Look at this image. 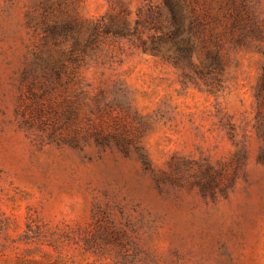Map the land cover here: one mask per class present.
<instances>
[{"label": "rangeland", "instance_id": "374dc122", "mask_svg": "<svg viewBox=\"0 0 264 264\" xmlns=\"http://www.w3.org/2000/svg\"><path fill=\"white\" fill-rule=\"evenodd\" d=\"M160 8L0 0V264H264V51L229 33L215 76L105 30Z\"/></svg>", "mask_w": 264, "mask_h": 264}, {"label": "trees", "instance_id": "16d2710c", "mask_svg": "<svg viewBox=\"0 0 264 264\" xmlns=\"http://www.w3.org/2000/svg\"><path fill=\"white\" fill-rule=\"evenodd\" d=\"M163 9L168 12L169 21L166 24L161 21L154 27L158 34L153 35L152 43L143 37L140 25L131 28L127 22L119 24L115 19L106 24L105 30L120 37L137 36L140 46L145 50L163 53L179 65L188 62L196 70L215 76L224 69L222 48L226 35L231 34L232 39L237 40L239 44L254 45L264 51V24L254 0H163ZM163 9L160 8L158 13L163 14ZM219 24L223 29L216 32ZM186 29L194 32L195 36H199L203 31L211 32L208 40L213 46L205 40L204 47L209 61L205 62L203 68H199L192 58L197 44L191 38L188 41L179 38ZM169 39L174 40V45L165 50L163 42ZM257 97L260 106L264 107V74L259 83Z\"/></svg>", "mask_w": 264, "mask_h": 264}]
</instances>
